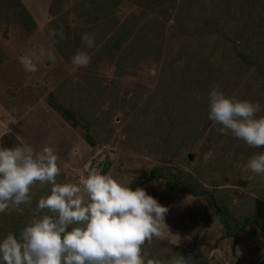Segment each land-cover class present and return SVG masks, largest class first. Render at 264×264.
I'll use <instances>...</instances> for the list:
<instances>
[{"label":"rangeland","instance_id":"rangeland-1","mask_svg":"<svg viewBox=\"0 0 264 264\" xmlns=\"http://www.w3.org/2000/svg\"><path fill=\"white\" fill-rule=\"evenodd\" d=\"M41 48L26 72L19 57ZM213 84L264 108V0H0V146H51L60 183L95 169L145 189L169 209L146 260L264 264V176L244 167L264 148L217 132ZM50 187L0 213V239Z\"/></svg>","mask_w":264,"mask_h":264},{"label":"clouds","instance_id":"clouds-1","mask_svg":"<svg viewBox=\"0 0 264 264\" xmlns=\"http://www.w3.org/2000/svg\"><path fill=\"white\" fill-rule=\"evenodd\" d=\"M50 37L65 38L63 30H51ZM81 42L94 47V35L84 33ZM46 55H22L26 72L38 71L37 62ZM48 59H53L47 53ZM90 57L77 51L71 57L84 67ZM208 118L219 125L217 132L242 140L251 148H264V112L259 102L228 96L213 84L208 94ZM18 139V137H17ZM55 150L39 151L26 143L0 146V213L32 204L35 185H50V192L37 201L31 219L19 235L0 239V264H160L145 259L143 246L163 238L168 228L169 209L143 188L122 183L110 174L92 169L77 182H57L61 175ZM264 176V151L253 155L244 166ZM171 264H183V257Z\"/></svg>","mask_w":264,"mask_h":264},{"label":"trees","instance_id":"trees-1","mask_svg":"<svg viewBox=\"0 0 264 264\" xmlns=\"http://www.w3.org/2000/svg\"><path fill=\"white\" fill-rule=\"evenodd\" d=\"M130 1H133L134 3H136L138 6H140V0H130ZM156 1H158V2H161L162 0H156ZM185 21V23H188L186 20H184ZM114 41H115V46H117L119 43H121L120 42V40H119V38H114ZM108 45V43H106V45L105 46H107ZM113 48H115V47H113ZM108 50H110L111 51V49L110 48H107ZM65 116H66V118H67V115L65 114ZM89 140V139H88ZM1 145V144H0ZM153 174V173H152ZM225 216V215H224Z\"/></svg>","mask_w":264,"mask_h":264}]
</instances>
